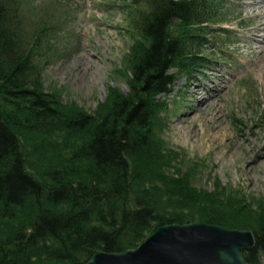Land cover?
Listing matches in <instances>:
<instances>
[{
    "label": "trees",
    "instance_id": "1",
    "mask_svg": "<svg viewBox=\"0 0 264 264\" xmlns=\"http://www.w3.org/2000/svg\"><path fill=\"white\" fill-rule=\"evenodd\" d=\"M113 5L132 38L119 70L129 91L110 85L90 112L44 85L37 53L59 1L0 0V264H86L97 251L136 248L159 226L197 221L252 230L243 257L264 264V204L219 182L198 188L200 162L185 165L163 137L166 97L211 61L214 33L230 34L222 1ZM29 14L40 15L30 23Z\"/></svg>",
    "mask_w": 264,
    "mask_h": 264
},
{
    "label": "rangeland",
    "instance_id": "2",
    "mask_svg": "<svg viewBox=\"0 0 264 264\" xmlns=\"http://www.w3.org/2000/svg\"><path fill=\"white\" fill-rule=\"evenodd\" d=\"M57 1L63 9L54 27L44 31L37 53L45 87L60 90L62 102H75L90 112L105 101L110 85L128 93L119 72L132 44L123 10L113 5L115 0ZM221 1V17L228 20L221 27L230 28V34L214 33L211 61L178 80L166 97L169 126L163 137L186 156L185 165L200 162L194 180L198 188L212 191L219 182L258 207L264 204V160L249 163L264 146V33L255 30L264 19L254 16H264V8L262 3L251 8V0ZM28 17L35 21L32 14ZM197 84L202 90L198 98L192 96ZM208 91L212 102L200 106ZM248 138L254 147L249 156Z\"/></svg>",
    "mask_w": 264,
    "mask_h": 264
},
{
    "label": "water",
    "instance_id": "3",
    "mask_svg": "<svg viewBox=\"0 0 264 264\" xmlns=\"http://www.w3.org/2000/svg\"><path fill=\"white\" fill-rule=\"evenodd\" d=\"M252 230L197 221L157 227L139 246L122 253L95 252L86 264H249Z\"/></svg>",
    "mask_w": 264,
    "mask_h": 264
},
{
    "label": "bare ground",
    "instance_id": "4",
    "mask_svg": "<svg viewBox=\"0 0 264 264\" xmlns=\"http://www.w3.org/2000/svg\"><path fill=\"white\" fill-rule=\"evenodd\" d=\"M261 3L263 5H262L261 8L260 7L259 8L262 9V8H264V0H251V2L249 3V5H253L251 8H255V7H257V5H259ZM259 6H261V5H259ZM253 11H257V8L254 9ZM254 16L256 18L260 17L261 20H262V18L264 19V16H261L259 13H256V12H255ZM255 30H256V32H262V33H264V22L261 21L259 23V25H257L255 27ZM200 87L201 86L197 84L196 85V88L194 90H192V96L193 97H197L198 98V97H200L202 95V90H201ZM207 93H208V95H204L200 99V102H199L200 106H207L209 103L212 102V99L214 98V96L210 95L209 91ZM247 144L250 146V149L246 150V155L249 156L251 153L254 152L253 151L254 147L251 145V142H250V139L249 138L247 139ZM256 152H257V150H256ZM258 160H261V161L264 160V146L259 148L258 156H257L256 159L252 160L251 163H249V164H251L250 166L256 164L258 162ZM248 161H250V160H248Z\"/></svg>",
    "mask_w": 264,
    "mask_h": 264
}]
</instances>
